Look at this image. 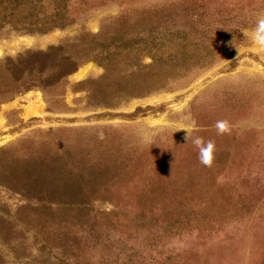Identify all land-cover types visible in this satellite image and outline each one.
I'll return each mask as SVG.
<instances>
[{"label":"rangeland","instance_id":"rangeland-1","mask_svg":"<svg viewBox=\"0 0 264 264\" xmlns=\"http://www.w3.org/2000/svg\"><path fill=\"white\" fill-rule=\"evenodd\" d=\"M258 18L264 0H0V264H264Z\"/></svg>","mask_w":264,"mask_h":264},{"label":"clouds","instance_id":"clouds-1","mask_svg":"<svg viewBox=\"0 0 264 264\" xmlns=\"http://www.w3.org/2000/svg\"><path fill=\"white\" fill-rule=\"evenodd\" d=\"M252 39L253 41L261 46L264 47V18H258L255 26L252 30ZM215 128L217 130V134H223L229 131V126L227 121H217L215 124ZM187 130V129H186ZM189 132L187 130V137L188 139ZM100 137L103 138V134H100ZM191 143L193 146L198 150V158L202 164L208 166L211 164L213 160V155L215 151V143L212 140L205 141L202 137L196 136L192 138Z\"/></svg>","mask_w":264,"mask_h":264},{"label":"bare ground","instance_id":"bare-ground-1","mask_svg":"<svg viewBox=\"0 0 264 264\" xmlns=\"http://www.w3.org/2000/svg\"><path fill=\"white\" fill-rule=\"evenodd\" d=\"M86 71H87V70L84 69L83 71H81V72L79 73V75H81V76L85 75V74H86Z\"/></svg>","mask_w":264,"mask_h":264}]
</instances>
